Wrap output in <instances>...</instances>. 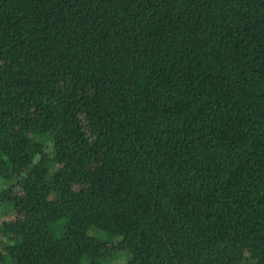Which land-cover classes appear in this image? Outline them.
<instances>
[{
    "label": "trees",
    "instance_id": "16d2710c",
    "mask_svg": "<svg viewBox=\"0 0 264 264\" xmlns=\"http://www.w3.org/2000/svg\"><path fill=\"white\" fill-rule=\"evenodd\" d=\"M6 209L0 264H264V0H0Z\"/></svg>",
    "mask_w": 264,
    "mask_h": 264
},
{
    "label": "rangeland",
    "instance_id": "374dc122",
    "mask_svg": "<svg viewBox=\"0 0 264 264\" xmlns=\"http://www.w3.org/2000/svg\"><path fill=\"white\" fill-rule=\"evenodd\" d=\"M14 217V211L13 209H6V210H0V223L3 221H10ZM96 233V234H94ZM91 235L97 238H105L106 235L102 232H95L92 231ZM126 262V257L125 256H120L117 260H113L112 262L108 264H125Z\"/></svg>",
    "mask_w": 264,
    "mask_h": 264
}]
</instances>
